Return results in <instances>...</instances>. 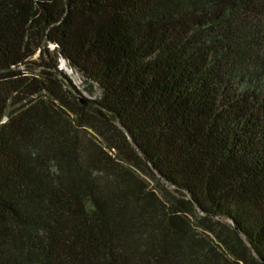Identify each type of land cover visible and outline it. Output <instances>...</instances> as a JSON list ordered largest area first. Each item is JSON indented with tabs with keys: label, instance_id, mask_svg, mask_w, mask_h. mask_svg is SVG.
<instances>
[{
	"label": "trees",
	"instance_id": "16d2710c",
	"mask_svg": "<svg viewBox=\"0 0 264 264\" xmlns=\"http://www.w3.org/2000/svg\"><path fill=\"white\" fill-rule=\"evenodd\" d=\"M0 264H264V0H0Z\"/></svg>",
	"mask_w": 264,
	"mask_h": 264
},
{
	"label": "rangeland",
	"instance_id": "374dc122",
	"mask_svg": "<svg viewBox=\"0 0 264 264\" xmlns=\"http://www.w3.org/2000/svg\"><path fill=\"white\" fill-rule=\"evenodd\" d=\"M61 67L64 71H66L68 77L70 78V80L73 82V84L78 87L80 90H83L84 89V86L82 85V82L81 80L79 79V77L74 74V73H71L70 71L67 70V68L65 67V65L62 63L61 64Z\"/></svg>",
	"mask_w": 264,
	"mask_h": 264
},
{
	"label": "water",
	"instance_id": "95a60500",
	"mask_svg": "<svg viewBox=\"0 0 264 264\" xmlns=\"http://www.w3.org/2000/svg\"><path fill=\"white\" fill-rule=\"evenodd\" d=\"M80 102L86 104V102L80 98ZM249 246V245H248ZM250 247V246H249ZM251 248V247H250ZM252 249V248H251ZM255 254V253H254Z\"/></svg>",
	"mask_w": 264,
	"mask_h": 264
}]
</instances>
